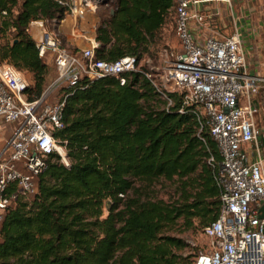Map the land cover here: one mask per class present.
<instances>
[{"label":"trees","instance_id":"obj_1","mask_svg":"<svg viewBox=\"0 0 264 264\" xmlns=\"http://www.w3.org/2000/svg\"><path fill=\"white\" fill-rule=\"evenodd\" d=\"M176 0H117L96 27L99 58L139 59L157 42ZM108 4V3H105ZM59 0H0V61L31 73L29 100L45 91L49 65L28 31L32 20L64 18ZM113 10V12H112ZM141 66L115 76L82 78L66 92L65 146L36 177L37 192L21 197L0 224V264H187L186 239L172 231L203 229L221 212V189L208 157L220 158L202 107L182 93L160 97ZM184 107V111L180 109ZM175 185L168 200L162 181Z\"/></svg>","mask_w":264,"mask_h":264},{"label":"built area","instance_id":"obj_2","mask_svg":"<svg viewBox=\"0 0 264 264\" xmlns=\"http://www.w3.org/2000/svg\"><path fill=\"white\" fill-rule=\"evenodd\" d=\"M67 6L66 14H76L91 7L88 0H59ZM211 0H176L175 32L180 48L165 49L163 81L182 93L184 105L197 104L201 128L208 127L216 141L220 158L208 157L216 168L215 179L221 189L222 208L216 220L205 227L208 248L201 250L196 264H264L263 158L250 162L243 149L260 133L255 97L264 89L261 67L250 72L242 34L237 27L224 37H199L192 21L202 24L207 17L222 14L219 8L206 12L197 8ZM233 9V0H222ZM49 19L32 20L28 31L35 39L40 57L54 61L56 77L44 93L29 100L30 85L23 72L7 61H0V118L6 123L18 122L6 145L0 151V224L6 210L21 197L38 190L36 177L47 167L49 156L58 152L69 164L64 145L54 136L64 127L68 93H59L50 101L51 91L74 87L82 78L93 80L111 75L127 82V73L138 70L140 59L125 55L116 60L99 58L95 39L81 52L70 51L61 43L56 30L46 26ZM152 77L151 73H147ZM50 76V75H49ZM158 87L172 103L168 89ZM184 111V107L180 109ZM264 136V132H263ZM1 240V234H0Z\"/></svg>","mask_w":264,"mask_h":264},{"label":"rangeland","instance_id":"obj_3","mask_svg":"<svg viewBox=\"0 0 264 264\" xmlns=\"http://www.w3.org/2000/svg\"><path fill=\"white\" fill-rule=\"evenodd\" d=\"M88 1L91 2V7L90 8L87 7V9L81 11V13L84 15L85 12H89V10L95 9L94 21L100 22L104 17L109 15V11L113 9L117 0H88ZM234 10L237 11L239 15L250 14L253 23L257 25L256 33L252 36V38L248 43L249 45H254L252 58L258 55L259 58L258 59L254 58V60L264 61V0H243V2L241 3L234 4ZM71 14L72 13H69L68 15ZM71 16L73 17L72 22L74 23L76 21L75 19L76 14L75 15L72 14ZM58 24H59L58 21L53 20V21H48L46 23V26L48 27V29L56 30L58 32L59 29ZM94 25L95 24H93V26L89 25V28L94 27ZM167 48L169 49L170 53L172 51L175 52L180 48V44L175 32V13L173 11L169 14L167 22L160 30L158 34L157 42L153 43L150 46V50L143 55V57L140 59V64H139L140 65L139 67L145 66L150 71L153 80L156 82V84L159 87H163V89L167 88L168 91L172 92L177 90L174 89L173 86L170 85L166 86L162 76L164 73L163 71L165 66L163 53L164 50ZM46 63L50 67V76L48 78V84L46 87L47 89L55 79L57 73H56V66L54 61L47 60ZM21 71L23 72L27 80L31 82L32 80L31 73L23 70ZM59 93H60L59 89L55 91H51V93L48 96V100L50 101L57 100L59 98ZM159 93H160V97L162 99H165V95L160 91ZM11 124L15 126L18 124V122L16 121ZM174 191H175V185L169 181L162 180L156 187V192H157L156 195L159 198H163L166 200L170 198V196L174 193ZM172 233L184 237L188 243V246L185 248V250L181 251V253L185 257V262L187 264H196V260L201 250L208 248L210 245V240L204 234L203 229L184 230V226L181 225V222L175 227Z\"/></svg>","mask_w":264,"mask_h":264},{"label":"crops","instance_id":"obj_4","mask_svg":"<svg viewBox=\"0 0 264 264\" xmlns=\"http://www.w3.org/2000/svg\"><path fill=\"white\" fill-rule=\"evenodd\" d=\"M241 2H243V0H233L232 10L228 7L227 3L222 0H211L199 4L197 8L204 12L209 8H219L222 14L214 17H207L202 24L193 20V29L199 37L208 35L224 37L231 34L235 27H237L244 40L250 72L253 73L258 67H261L262 73L264 74V61L254 60V58H259L258 55L252 58L254 45H249L248 43L256 33L257 25L253 23L250 14L239 15V13L234 10V4ZM94 10L95 9H91L89 12H85L80 18L75 16L76 21L74 23L72 22V14L58 21V34L63 45L70 51L81 52L91 46L92 42L96 39V27L99 21H94ZM93 24H95L94 27L89 28V25L93 26ZM254 101L260 108L257 115V124L260 133L256 141L245 143L243 149L247 153L250 162L263 158L264 167V89L260 91ZM14 128L15 126L13 124L6 123L0 118V151L4 148L8 139L13 134Z\"/></svg>","mask_w":264,"mask_h":264},{"label":"water","instance_id":"obj_5","mask_svg":"<svg viewBox=\"0 0 264 264\" xmlns=\"http://www.w3.org/2000/svg\"><path fill=\"white\" fill-rule=\"evenodd\" d=\"M112 12H113V10H112ZM261 211H262V213H261V218H263L264 217V203H263V205L261 206Z\"/></svg>","mask_w":264,"mask_h":264}]
</instances>
